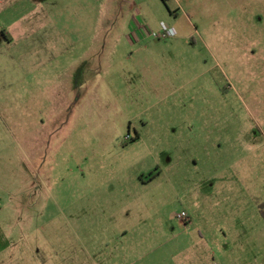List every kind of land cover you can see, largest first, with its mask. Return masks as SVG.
Returning a JSON list of instances; mask_svg holds the SVG:
<instances>
[{
	"label": "rangeland",
	"instance_id": "1",
	"mask_svg": "<svg viewBox=\"0 0 264 264\" xmlns=\"http://www.w3.org/2000/svg\"><path fill=\"white\" fill-rule=\"evenodd\" d=\"M61 1L75 66L0 67V264H264V0Z\"/></svg>",
	"mask_w": 264,
	"mask_h": 264
},
{
	"label": "crops",
	"instance_id": "2",
	"mask_svg": "<svg viewBox=\"0 0 264 264\" xmlns=\"http://www.w3.org/2000/svg\"><path fill=\"white\" fill-rule=\"evenodd\" d=\"M63 4L61 0H0V57L7 61L6 65L0 61V67H5L9 76L11 72L15 77L22 72L20 64L24 66L25 78L30 76V72L42 71L51 64H56V68L59 67L63 73L67 68L75 66L78 62L75 51L79 37L69 28L68 23L61 27L54 21L57 10ZM36 31L40 34L39 46L23 47L19 59L12 57L7 46L13 38L29 39ZM1 81L0 87L3 89L15 85L13 76ZM3 81L7 84H3ZM60 84L63 87L69 85L65 81ZM60 96L57 99L59 102L64 100V95Z\"/></svg>",
	"mask_w": 264,
	"mask_h": 264
},
{
	"label": "built area",
	"instance_id": "3",
	"mask_svg": "<svg viewBox=\"0 0 264 264\" xmlns=\"http://www.w3.org/2000/svg\"><path fill=\"white\" fill-rule=\"evenodd\" d=\"M163 31H164V34L163 36H167V35H173L176 33V30L174 28H167L165 25H163ZM155 34V32H154ZM157 36H159V34H156ZM179 218L181 219H186L188 218V214L186 212H182L181 214L178 215Z\"/></svg>",
	"mask_w": 264,
	"mask_h": 264
},
{
	"label": "flooded vegetation",
	"instance_id": "4",
	"mask_svg": "<svg viewBox=\"0 0 264 264\" xmlns=\"http://www.w3.org/2000/svg\"><path fill=\"white\" fill-rule=\"evenodd\" d=\"M260 213L263 214L262 211Z\"/></svg>",
	"mask_w": 264,
	"mask_h": 264
}]
</instances>
